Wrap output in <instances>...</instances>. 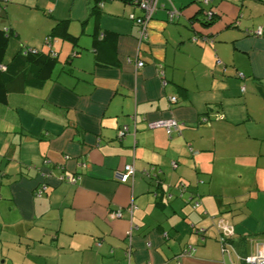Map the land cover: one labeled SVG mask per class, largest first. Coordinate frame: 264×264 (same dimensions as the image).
<instances>
[{"label": "crops", "instance_id": "crops-1", "mask_svg": "<svg viewBox=\"0 0 264 264\" xmlns=\"http://www.w3.org/2000/svg\"><path fill=\"white\" fill-rule=\"evenodd\" d=\"M95 1L0 0V264H247L264 242V0H157L140 42L132 0ZM58 21L73 40H45ZM31 48L56 63H22Z\"/></svg>", "mask_w": 264, "mask_h": 264}, {"label": "built area", "instance_id": "built-area-1", "mask_svg": "<svg viewBox=\"0 0 264 264\" xmlns=\"http://www.w3.org/2000/svg\"><path fill=\"white\" fill-rule=\"evenodd\" d=\"M8 1H12V0H8ZM200 1L207 4L211 0H200ZM133 2L142 11L141 15H139V16H135L133 14L130 15V18H132V20L138 25V41L140 42V41L144 40L147 36L146 35L147 34V22L151 18L155 9L157 8V0H133ZM101 3H102V0H100L98 2V6H100ZM174 13H176V11L170 13L169 16L170 17L173 16ZM204 16L206 19H210L212 16V12L210 10H206L204 12ZM250 33L253 34L254 36L264 38V30L261 26H257ZM45 40H48V38L46 37ZM216 62H219V60H217ZM136 64L138 67H140L144 64V62L138 61ZM0 68H5V67L0 65ZM238 76L242 77V74L239 73ZM170 100L172 102H175L176 97L171 96ZM149 126H151V127L152 126H162L165 128L167 134H170L171 131H173V130L178 131L180 124L173 118H158L155 121L150 122ZM124 131H126L125 128L122 131H120L118 135L119 136L123 135ZM172 166L175 167L176 163L173 162ZM133 170L134 169H133V166L131 164L124 165L123 170L121 172H119V174L116 175L117 180H119L121 182H125L133 174ZM70 180L72 182L75 181V177H71ZM180 187L182 188V190H184V186L182 184H180ZM45 190H46V185L44 183H42L41 185H39L35 188L34 192H35V194L40 195ZM199 205H200L199 201H197V200L193 201L191 203V206L194 209L199 207ZM133 207H134L133 204H131L129 206L130 211L133 209ZM114 214L116 216H119L118 212H115ZM214 226L218 232L217 240L220 244L221 252L229 255V253H230L229 242H230V239L234 235L233 225L225 218H218L215 221ZM191 250H192L191 246H188L187 248H184L181 251L180 255H189ZM245 262L247 264H264V242H261L257 245V247L255 248V252L252 253L251 255L247 256L245 258ZM144 264H146V263H144ZM227 264H233V262L231 261L230 258H229V262Z\"/></svg>", "mask_w": 264, "mask_h": 264}, {"label": "trees", "instance_id": "trees-1", "mask_svg": "<svg viewBox=\"0 0 264 264\" xmlns=\"http://www.w3.org/2000/svg\"><path fill=\"white\" fill-rule=\"evenodd\" d=\"M99 1L100 0L95 1L96 7H99L98 6ZM210 19H206L205 16H203L201 20L207 22ZM59 31H61L62 37L68 38L71 40L74 39V37L71 36L67 32L66 26H65V21H58L56 23V25L48 33V36H46L48 38V40H46V41H49L50 37H52L53 35H55ZM19 60H21V62L26 64V65L31 64L33 66H39L40 67L39 69L44 68V70H45L46 68H50L51 66L54 65V63H56V56L50 50L49 51H40V50H35V49L31 48V49H26L24 51H21V53H19ZM23 66H25V65H23ZM3 86L4 85H3V80H2V72H0V90H1V88H4ZM180 87L181 86H179V88Z\"/></svg>", "mask_w": 264, "mask_h": 264}, {"label": "rangeland", "instance_id": "rangeland-1", "mask_svg": "<svg viewBox=\"0 0 264 264\" xmlns=\"http://www.w3.org/2000/svg\"><path fill=\"white\" fill-rule=\"evenodd\" d=\"M21 19H22V22H19V25L20 26H23V31L26 32V33H28V28H29V31L32 28V26L30 25L31 23L29 22V19L32 22L33 16H21ZM216 184L218 185L219 183L218 182H213L212 187L210 189L211 190L212 189H215L216 188Z\"/></svg>", "mask_w": 264, "mask_h": 264}, {"label": "water", "instance_id": "water-1", "mask_svg": "<svg viewBox=\"0 0 264 264\" xmlns=\"http://www.w3.org/2000/svg\"><path fill=\"white\" fill-rule=\"evenodd\" d=\"M2 262V261H1Z\"/></svg>", "mask_w": 264, "mask_h": 264}]
</instances>
